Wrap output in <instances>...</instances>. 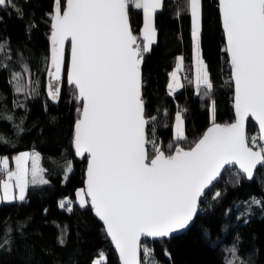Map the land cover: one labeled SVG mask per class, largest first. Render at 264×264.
I'll list each match as a JSON object with an SVG mask.
<instances>
[{
    "label": "snow or ice",
    "instance_id": "1",
    "mask_svg": "<svg viewBox=\"0 0 264 264\" xmlns=\"http://www.w3.org/2000/svg\"><path fill=\"white\" fill-rule=\"evenodd\" d=\"M188 4L197 66L195 84L198 94L209 96L213 83L201 53L202 0H188ZM130 6L143 10L142 43L137 42L130 29ZM163 6L164 0H66V4L53 0L52 12L45 14L50 23L48 76L55 82L49 83L48 96L54 103L61 95L64 42L71 43L67 83L73 87V100L79 105L72 147L76 156H87L85 189L77 191V202L82 209L90 206L102 221L121 264H140L137 252L142 236L170 238L187 229L197 216L198 201L205 189L220 177L225 165L235 164L249 180L258 168L264 167V0H217L225 37L223 51L228 55L235 86V122L215 123L213 102V124L202 138L187 150L177 146L168 154L146 138L149 120L145 117L141 69L144 54L156 43L154 15ZM9 8L23 18L24 12L16 0H0V11ZM35 26L33 23L29 29ZM7 47V39L0 41V53L5 57ZM182 63L183 57H177L176 70L169 74V95L183 87L177 75ZM24 71H28L26 64ZM12 80L17 92L24 91L21 73L13 72ZM184 111H177L175 116L177 141L186 140ZM248 117L259 126V135L251 140L245 132ZM155 119L151 117L152 121ZM0 143L7 141L0 138ZM149 143L153 146L151 154L146 148ZM13 159L15 171L9 170L7 157L0 159V170L7 175V180L0 182V202H24L30 183H49L42 175L39 153L21 152ZM71 171L68 162L65 175ZM13 188L18 194L12 192ZM220 195L217 192L213 199ZM261 203L253 198L249 207ZM59 207L73 210L67 197L59 202ZM65 235L62 229L58 238L61 245ZM227 251L231 258L226 264H249L237 255L236 243ZM143 253L148 257L150 249L144 247ZM105 260L100 253L93 264H104Z\"/></svg>",
    "mask_w": 264,
    "mask_h": 264
},
{
    "label": "trees",
    "instance_id": "2",
    "mask_svg": "<svg viewBox=\"0 0 264 264\" xmlns=\"http://www.w3.org/2000/svg\"><path fill=\"white\" fill-rule=\"evenodd\" d=\"M16 3L24 12L23 18L15 9L0 11V41H8L7 57L0 53V64L4 65L0 67V138L7 141L0 143V155L11 157L20 150H36L44 169L43 177L49 183L29 184L24 202L0 203V245H3L0 264H93L100 253L106 258L104 264H119L102 223L90 206L82 209L75 199L77 188L85 187L86 157H77L72 147L79 105L73 100L74 89L66 80L68 44L60 98L54 103L48 96L50 23L45 14L52 12L53 0H16ZM129 22L137 42L142 43L143 10L130 6ZM33 23L36 26L29 29ZM154 26L156 43L144 54L141 65L145 117L149 120L146 138L168 154L177 146L190 148L213 124V102L215 123L233 120V86L223 51L217 0H202L201 53L213 83L209 96L198 94L194 80L188 0H164L163 9L154 15ZM179 56L183 57L180 71L183 87L169 95V73ZM13 72L21 73L24 91H16ZM181 109L185 110L182 115L186 140L177 141L173 122L175 113ZM151 117H156L155 121ZM252 134L257 136V128L248 121L249 140ZM152 147L151 143L146 145L150 154ZM68 162L72 171L66 176ZM217 192L221 195L213 199ZM64 197L72 201L71 212L59 207ZM253 198L262 203L251 205L254 210H246ZM244 219L248 222L244 223ZM62 229L66 231L63 245L58 243ZM5 240L9 242L5 244ZM234 243L242 260L264 264V167L258 168L250 181L235 167H227L201 197L192 224L170 238L143 239L139 262L226 264L231 258L227 250ZM144 247L150 249L148 257L144 256Z\"/></svg>",
    "mask_w": 264,
    "mask_h": 264
},
{
    "label": "water",
    "instance_id": "3",
    "mask_svg": "<svg viewBox=\"0 0 264 264\" xmlns=\"http://www.w3.org/2000/svg\"><path fill=\"white\" fill-rule=\"evenodd\" d=\"M65 4H66V0H65ZM219 15H220V13H219ZM220 21H221V17H220ZM129 25H130V22H129ZM221 26H222V22H221ZM130 29H131V27H130ZM223 29V28H222ZM132 31V30H131ZM132 34H133V32H132ZM223 36H224V33H223ZM68 44V56H67V67H66V80H67V68H68V66H69V64H70V62H71V43H70V40H66L65 42H64V48L66 47V45ZM224 44H225V37H224ZM226 55H227V53H226ZM227 61H228V55H227ZM228 63V62H227ZM228 68H229V72H230V67H229V64H228ZM62 71H63V66H62V69H61V76H62ZM50 78V77H49ZM230 80H231V73H230ZM231 82H232V86H233V120L231 121V122H229V123H227V124H230V123H234L235 122V119H236V116H235V108H234V92H235V86H234V82L231 80ZM71 86V85H70ZM248 121H251V122H253L254 124H255V126H256V128H257V134L259 135V126H258V124L251 118V117H248V118H246V120H245V132H246V135H247V123H248ZM221 125H226V124H221ZM212 125H210L209 127H211ZM208 127V128H209ZM145 128H146V126H145ZM208 128H206L204 131H203V133L201 134V136L198 138V140L200 139V138H202V136H203V134L207 131V129ZM197 140V141H198ZM196 141V142H197ZM192 146H194V144L192 145ZM188 149V148H187ZM187 149H185V150H187ZM75 152V151H74ZM76 155V154H75ZM77 157H79V158H84V157H86V164H85V172H84V174H85V182H86V170H87V156L85 155V156H83V157H81V156H77ZM235 167L236 169H237V171L239 172V173H241L248 181H250L247 177H246V175L245 174H243L242 172H240V170H239V168H238V166H236L235 164H232V165H225V167L221 170V174L223 173V171L227 168V167ZM221 176V175H220ZM220 177H218L215 181H213V183H212V185H210L209 186V188L210 187H212L213 186V184L219 179ZM209 188H207V189H205V192L209 189ZM201 199V198H200ZM199 203H200V200L198 201V205H199ZM94 212V211H93ZM98 218V217H97ZM99 219V218H98ZM100 221V220H99ZM101 223H102V221H100ZM192 224V223H191ZM190 224V225H191ZM102 225H103V223H102ZM103 228H104V226H103ZM186 230V229H185ZM185 230H182V231H180V232H177V233H174V234H172V236H174V235H178V234H180V233H182V232H184ZM104 231H105V229H104ZM106 233V232H105ZM106 236H107V234H106ZM171 236V237H172ZM107 238L109 239V241L112 243V241H111V238L110 237H108L107 236ZM143 239H148V240H157V239H161V238H151V237H144V236H142L141 237V239H140V245H141V242H142V240ZM163 239V238H162ZM113 244V243H112ZM113 246H114V244H113ZM114 249H115V246H114ZM140 249V248H139ZM139 249H138V252H137V259H138V261H139ZM115 251H116V253H117V256H118V260H119V264H121V261H120V259H119V254H118V252H117V250L115 249Z\"/></svg>",
    "mask_w": 264,
    "mask_h": 264
},
{
    "label": "rangeland",
    "instance_id": "4",
    "mask_svg": "<svg viewBox=\"0 0 264 264\" xmlns=\"http://www.w3.org/2000/svg\"><path fill=\"white\" fill-rule=\"evenodd\" d=\"M193 60H194V58H193ZM194 69H195V71H194V80H196V73H197V66H196V64H195V61H194ZM174 70H176V65H175V67L170 71V73L172 72V71H174ZM181 71V70H180ZM180 71H178V73H177V75L179 76V78H180V82H181V84H182V76H181V72ZM169 73V74H170ZM169 80H170V76H169ZM169 80H168V84H169ZM49 83L51 82V83H55L54 81H48ZM49 83L47 84V86L49 85ZM179 89V88H178ZM169 90V89H168ZM177 113V112H176ZM176 113H175V116H176ZM175 117H174V122H173V134H174V136H175ZM257 136H258V134H256ZM253 136H255V134H252L251 135V137H253ZM21 152H28V153H33V152H35V153H38L36 150H31V149H27V150H20V151H17V152H15L11 157L9 156V155H7V154H3V155H0V159H2V158H4V157H7L8 158V160H9V165H8V167H9V170H11V171H15V161H14V157L15 156H17V155H19ZM31 164H32V161L31 160H29L28 161V167L29 168H31ZM39 165H40V167H42L41 166V164H40V159H39ZM6 175V174H5ZM4 180H7V175L2 179V180H0V182H3ZM28 180L29 181H31V175H29L28 176ZM11 183H15V181L13 180ZM31 184V183H30ZM81 189H85V187H83V186H80V187H78L77 188V190H76V193H77V191L78 190H81ZM12 192L14 193V194H18V190L17 189H15V188H13L12 189ZM26 194V193H25ZM0 196H2V190H0ZM66 197H64L63 199H65ZM62 199V200H63ZM76 199V201H77V197L75 198ZM1 203V202H0ZM249 205H250V202L246 205L247 206V208H246V210H254L255 208H253L252 206L251 207H249ZM239 215H241V214H239Z\"/></svg>",
    "mask_w": 264,
    "mask_h": 264
},
{
    "label": "built area",
    "instance_id": "5",
    "mask_svg": "<svg viewBox=\"0 0 264 264\" xmlns=\"http://www.w3.org/2000/svg\"><path fill=\"white\" fill-rule=\"evenodd\" d=\"M182 75H183V77H186V73L185 72H183ZM4 177H5V173L2 170H0V180H2Z\"/></svg>",
    "mask_w": 264,
    "mask_h": 264
},
{
    "label": "crops",
    "instance_id": "6",
    "mask_svg": "<svg viewBox=\"0 0 264 264\" xmlns=\"http://www.w3.org/2000/svg\"><path fill=\"white\" fill-rule=\"evenodd\" d=\"M143 24H144V15H143ZM192 51H193V44H192ZM180 57V56H179ZM194 61V60H193ZM43 175V173H42ZM6 176V175H5Z\"/></svg>",
    "mask_w": 264,
    "mask_h": 264
}]
</instances>
